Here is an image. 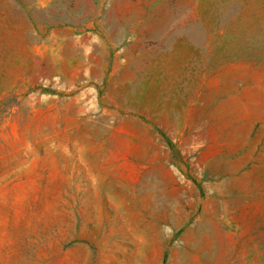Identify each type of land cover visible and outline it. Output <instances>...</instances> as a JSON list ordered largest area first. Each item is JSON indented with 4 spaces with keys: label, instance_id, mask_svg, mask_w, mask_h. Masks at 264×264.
<instances>
[{
    "label": "rangeland",
    "instance_id": "obj_1",
    "mask_svg": "<svg viewBox=\"0 0 264 264\" xmlns=\"http://www.w3.org/2000/svg\"><path fill=\"white\" fill-rule=\"evenodd\" d=\"M204 253L264 264V0H0V264Z\"/></svg>",
    "mask_w": 264,
    "mask_h": 264
},
{
    "label": "crops",
    "instance_id": "obj_2",
    "mask_svg": "<svg viewBox=\"0 0 264 264\" xmlns=\"http://www.w3.org/2000/svg\"><path fill=\"white\" fill-rule=\"evenodd\" d=\"M199 250V249H197ZM199 262L207 263V255L204 253L202 256L198 258ZM185 264H191L189 262H185ZM208 264V263H207Z\"/></svg>",
    "mask_w": 264,
    "mask_h": 264
}]
</instances>
